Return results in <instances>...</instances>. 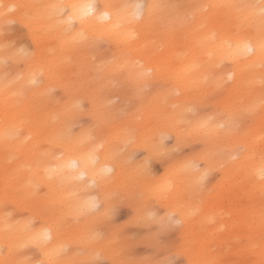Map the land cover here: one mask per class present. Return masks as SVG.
Listing matches in <instances>:
<instances>
[{"label":"bare ground","instance_id":"1","mask_svg":"<svg viewBox=\"0 0 264 264\" xmlns=\"http://www.w3.org/2000/svg\"><path fill=\"white\" fill-rule=\"evenodd\" d=\"M61 4L78 8L93 4L95 15L69 21L67 13L60 15L51 8ZM135 4L145 6L141 18L115 27L117 11ZM262 6V0H0V28L18 21L27 29L30 40V47L13 45L0 33V164L4 169L9 167V185L31 195L34 192L35 208L47 218V223L31 235L32 244L42 249L44 256L58 252L62 246V229L56 226L60 214L53 210L56 186L68 189L63 198L67 213H78L87 205L84 199L70 195L71 190L85 186L78 179L84 175L87 180L106 182L114 175L106 174L112 167L109 147L96 157L80 145L86 141L87 131L77 136L68 132V123L79 112V99H88L92 115L103 121L106 99L101 93L111 81H126L127 90H138L139 84L154 79L164 85L141 98L145 123L137 122L138 111L112 124L108 133L124 141L138 136L140 144L152 154L161 148L164 134L176 140L194 134L207 145L219 136L222 150L227 152L223 158L228 174L226 187L218 202L205 204L213 208L225 203L230 218L220 241L216 240L220 237L207 240L205 232H200L206 223H202V212L196 206L194 221L188 223L199 238L196 250L205 258L214 246H237L236 253L252 254L251 264L264 261V178L260 175L264 167ZM127 11L131 12V7ZM104 13L107 19H101ZM100 41L108 43L111 52L106 49L111 55L90 65L88 54ZM245 44L251 52H240ZM4 60L11 61L9 68ZM92 70L100 74L96 86H92ZM56 87L64 98L53 97L51 91ZM212 97L219 110L216 117L192 119L193 104ZM245 116L250 118V126L243 123ZM186 120L189 126L184 128ZM129 122L141 128L139 134L127 131ZM52 147H59L63 154L56 155ZM233 153L237 154L235 158ZM202 157H208V153ZM113 164L118 171L123 167ZM200 175L191 172L197 188ZM147 176L138 171L139 188H152ZM42 182L48 187L45 195L37 194L36 184ZM174 207L180 209L178 204ZM191 213L188 208L181 218L186 221ZM0 264H5L1 256ZM10 264L26 263L19 256Z\"/></svg>","mask_w":264,"mask_h":264},{"label":"rangeland","instance_id":"2","mask_svg":"<svg viewBox=\"0 0 264 264\" xmlns=\"http://www.w3.org/2000/svg\"><path fill=\"white\" fill-rule=\"evenodd\" d=\"M1 28V36L11 44L30 47L29 35L22 23L11 21ZM107 47V42L100 41L88 54V64L93 65L104 57L107 59L111 55ZM4 62V66L9 68L11 61ZM89 74L94 79L92 86H96L95 80L100 78V74L96 75L93 70ZM128 85L126 81L114 80L108 90H103L101 94L106 99L102 106L103 121L92 115L88 99L80 98L79 112L68 123L71 136L87 131V139L80 145L96 157L104 151V147L111 149L109 162L112 167L106 174L114 175L109 176L106 182L87 180L84 175L78 179L85 186L71 190L70 195L87 202L78 213H67L69 209L63 207V198L68 195V189L56 186L57 202L53 210L60 214L56 226L62 229V246L58 252L46 257L42 249L32 244L33 230L44 226L47 218L43 212L39 215L36 210L34 192L31 195L9 185V167L4 169L0 164V256L5 264H10V260L15 263L19 256L26 264H251L252 254L244 256L236 253L237 246L223 249L214 246L205 258L199 256L196 250L199 238L188 226L194 221L197 206L202 212V223H206L200 232H205L207 240L220 237L216 239L220 241L227 231L230 215L226 204L213 208L205 204L211 200L218 202L223 187H226L228 174L223 158H226L227 152L222 150V140L216 136L207 145L194 134L177 140L173 135L164 134L160 138L161 148H154L157 153L152 154L140 144L138 136L124 141L109 134L112 124L138 111L141 113L137 122L145 123L141 98L163 89L164 84L151 79L139 84L138 90H127ZM51 94L56 99L64 98L57 87L52 89ZM216 94H221V91ZM214 100L215 97H212L193 104L191 118L216 117L219 110ZM132 123L126 126L127 131L131 135L139 134L141 128ZM185 123L184 128H187V120ZM243 123L250 126V118L245 116ZM109 141L113 143L106 145ZM51 149L58 156L63 154L59 147ZM204 153H208V157L201 158ZM233 155V158L237 156L236 153ZM113 161L123 166L120 171ZM102 168L106 170L108 167ZM141 170L148 175L152 188L138 187L136 175ZM192 171L201 173L198 188L194 185ZM123 179L127 186H124ZM168 184L170 186L166 188ZM36 188L37 194H47L48 187L44 182L36 184ZM175 204L180 206L179 210L174 207ZM188 208L192 213L185 221L181 217ZM82 223L83 229L73 227Z\"/></svg>","mask_w":264,"mask_h":264},{"label":"snow or ice","instance_id":"3","mask_svg":"<svg viewBox=\"0 0 264 264\" xmlns=\"http://www.w3.org/2000/svg\"><path fill=\"white\" fill-rule=\"evenodd\" d=\"M262 4H264V0H262ZM131 7L132 11L128 12L127 9ZM238 8H243L245 6H235ZM51 8H53L54 10L58 11L60 15H64L65 13L68 14L69 17V21L73 20V19H83L85 17L91 16V15H95V5L93 4H88L87 6L84 7H80L78 8V6L76 5H52ZM145 6L142 4H135V5H125L123 6L121 9H119L117 11V16L119 17V20L117 22V24L115 25V27H120L121 26V22L123 21H127V20H136V19H140L142 12L144 10ZM13 9H9V11H12ZM260 15L262 17V25H264V6L261 7L260 9ZM108 18V14L104 13L101 16V19H107ZM132 36H134V34H131ZM262 50H264V45H262ZM252 49L248 44H245L242 46V48L240 49L241 53L244 52H251ZM260 175L262 178H264V167H262L260 169ZM94 207V205H93ZM173 264H175V262H173ZM261 264H264V261L261 262Z\"/></svg>","mask_w":264,"mask_h":264}]
</instances>
